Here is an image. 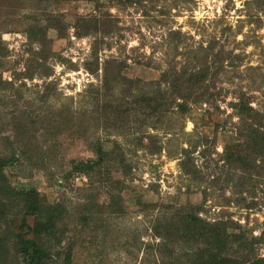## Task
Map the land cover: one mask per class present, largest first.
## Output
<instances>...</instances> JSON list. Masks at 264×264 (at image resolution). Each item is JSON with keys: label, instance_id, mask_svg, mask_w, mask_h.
<instances>
[{"label": "rangeland", "instance_id": "1", "mask_svg": "<svg viewBox=\"0 0 264 264\" xmlns=\"http://www.w3.org/2000/svg\"><path fill=\"white\" fill-rule=\"evenodd\" d=\"M90 19L99 29L78 37L77 23ZM105 64L118 82L97 92ZM187 68L207 76L185 109L176 99L153 110L147 98L168 87L163 74ZM241 105L252 110L238 114ZM257 123L263 137L264 0H0L3 173L64 209L49 264H63L72 240L71 264H191L195 245L152 229L181 208L243 234L264 256V239L253 240L264 238V138L247 134ZM99 143L123 153L127 175L110 171L118 185L98 187L71 169ZM230 152L249 164L227 160ZM21 219L2 222L15 233Z\"/></svg>", "mask_w": 264, "mask_h": 264}, {"label": "trees", "instance_id": "2", "mask_svg": "<svg viewBox=\"0 0 264 264\" xmlns=\"http://www.w3.org/2000/svg\"><path fill=\"white\" fill-rule=\"evenodd\" d=\"M109 4H132L140 3L141 0H107ZM55 20L60 22V16H55ZM62 19V18H61ZM90 19L86 25L80 22L76 25V34L78 37H84L87 34L95 33L99 29L97 21ZM36 27L28 29L27 36L30 40L34 38ZM61 33V31H60ZM207 57V53L205 54ZM97 62V61H96ZM90 68V67H89ZM105 75L103 77V85L97 88V92L101 90L111 91V88L116 84L118 74H107L108 65H104ZM188 72V73H186ZM187 68L183 72L168 70L164 75L166 77V89H157L155 94L148 95L149 105H153L152 109H156V105L175 103L176 99H182L181 103H177L179 108H184L183 104L186 100L191 98L192 92L201 88L202 82L205 81L207 76L206 69H201L200 72H195ZM125 78V77H124ZM126 79V78H125ZM109 81H112L109 83ZM104 91V92H105ZM103 93H96L93 99H98ZM168 94V96H167ZM142 101H147L145 97L141 98ZM192 99V98H191ZM163 100L164 103L161 101ZM179 102V101H178ZM117 110L110 113L111 116H118L122 108L117 105ZM152 110V111H153ZM251 108L241 105L238 114H245ZM106 111V109H105ZM260 124L253 128L250 124L248 129V137L250 141L253 136L260 137V141L264 135H260ZM252 142V141H251ZM259 150L263 152V146L259 144ZM246 153V148H244ZM250 149V148H248ZM264 153V152H263ZM227 160L235 161L240 160L242 163L249 164L245 161L244 156L240 153L238 155L231 152L226 156ZM11 160V157H3L0 154V264H8L9 256L8 251L14 253V257L19 261L18 264H49L54 254L55 246H58L63 241L64 230H58L61 220L64 218V209L60 204L52 203L46 204L37 196L34 189L17 190L11 187L3 173V166ZM126 163L123 153L116 149L113 151L106 150L99 143L95 148V158L88 160H79L73 163L71 169L74 172L84 174L90 183H98V187L106 185H118L119 180L113 179L110 171H122L121 173L126 176L124 169ZM119 189V188H118ZM113 195V194H112ZM114 198L120 200L118 196H111L109 204L118 206L114 203ZM19 205L21 207H19ZM109 205V206H111ZM21 213L23 219L18 226L19 230L11 233L8 230V224L11 222H4L9 215ZM33 216L34 222L32 225L26 223V217ZM13 219V217L11 218ZM86 219H82L85 221ZM13 222V221H12ZM153 233L169 242L186 241L194 247V253L191 264H264V256H259L251 249L250 239L244 237L243 234L232 233L228 231L226 225L220 222H209L200 218L196 210L181 208L176 215H173L165 222L157 221L153 227ZM62 233H58L61 232ZM262 236H256L253 240L259 241ZM69 245L66 251V257L63 264H71L72 255L70 248L73 246L74 241H68ZM11 244V246H9Z\"/></svg>", "mask_w": 264, "mask_h": 264}]
</instances>
